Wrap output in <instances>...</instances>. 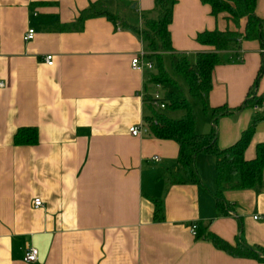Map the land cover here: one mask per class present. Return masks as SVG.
<instances>
[{
    "label": "crops",
    "instance_id": "0c3cea01",
    "mask_svg": "<svg viewBox=\"0 0 264 264\" xmlns=\"http://www.w3.org/2000/svg\"><path fill=\"white\" fill-rule=\"evenodd\" d=\"M97 1L113 0H0V264H264L190 233L191 225L206 227L232 245L238 237L264 250V169L259 185L222 192L227 215L215 206L213 155H195L196 178L172 181L182 173L178 145L128 132L151 109L143 95L153 91V69L130 67L142 49L139 36L105 17L68 27ZM121 1L131 16L153 7V0ZM254 13L264 18V0L255 1ZM244 25V18L234 26L223 14L212 16L201 0H175L170 44L192 64L198 52L213 50L195 41L198 32H242ZM29 28L33 37L24 41ZM239 54L241 61L213 67L206 100L235 108L262 96L258 106L215 122L217 146L225 148L255 112L262 116L243 151L249 160L264 142V23L262 43L242 40ZM203 115L195 128L208 133L211 116ZM28 127L36 141L15 144V132ZM34 198L42 206L33 207ZM155 200L161 219L154 218ZM26 246L36 248L37 262L23 261Z\"/></svg>",
    "mask_w": 264,
    "mask_h": 264
},
{
    "label": "trees",
    "instance_id": "16d2710c",
    "mask_svg": "<svg viewBox=\"0 0 264 264\" xmlns=\"http://www.w3.org/2000/svg\"><path fill=\"white\" fill-rule=\"evenodd\" d=\"M256 0H201L210 8L212 16L223 14V17L234 26L241 18L245 19L242 32L235 29L204 30L198 32L195 41L201 45L213 47L211 51L198 52L194 63L190 64L185 56L172 49L168 25L171 21V11L175 0H153V7L149 11L131 16L125 2L113 0L110 2L97 1L90 4L79 13L75 22L68 27L78 29L83 20L91 17H105L112 22L119 21L122 26L139 36L145 57L153 64L155 72L149 73L148 83H157L162 89V110L150 109L149 115L144 117L147 135L173 140L178 145L177 162L182 173L173 176L172 181H182L185 177L194 179L193 160L198 153H207L215 157V206L218 213L227 215V204L223 199L224 190H239L253 188L262 181L264 169V142L255 147V156L244 159L243 151L253 132L255 124L262 118L257 112L251 117L247 127L240 137L230 146L219 148L216 143L215 122L219 117L228 116L245 107L258 106L261 97L245 98L237 107L228 108L225 105L209 107L207 93L211 88V71L214 66L223 63H234L239 54V44L242 40H257L262 43V25L264 18L254 13ZM126 7V8H125ZM126 11V12H125ZM130 12V13H129ZM130 14V15H129ZM167 55L171 72L184 82L182 84L163 67V56ZM263 69V59L257 70L256 83ZM193 100L200 104L203 112L211 116V130L208 133H199L195 128V113L190 103ZM261 106V105H260ZM178 116H172L178 112ZM36 141V131L33 127L19 128L13 135L15 144H27ZM154 218H162V204L154 201ZM239 230H240V226ZM206 227L195 236L208 238L217 248L231 256H242L264 261V250L257 246H249L240 238L235 244H230L214 234L207 233Z\"/></svg>",
    "mask_w": 264,
    "mask_h": 264
},
{
    "label": "built area",
    "instance_id": "2783aa9c",
    "mask_svg": "<svg viewBox=\"0 0 264 264\" xmlns=\"http://www.w3.org/2000/svg\"><path fill=\"white\" fill-rule=\"evenodd\" d=\"M33 29L29 28L26 30V32L23 35V40H30L33 37ZM145 51L142 48L137 54L132 56L130 59V67L133 70H146V71H151L153 69V64L152 62L145 57ZM242 60V55L238 54L235 57V61L239 62ZM44 62L47 65L52 64V56L45 55L44 56ZM3 85L2 81H0V87ZM162 89L159 84L154 83L153 84V91L150 93H147L143 95V99L147 102V104L155 109V110H162L164 108V102L162 101ZM261 109L264 110V103L261 104L260 106ZM128 132L132 136H144L147 134V127L145 121L141 122L140 124L136 125H131L128 127ZM152 159L157 160L156 156H153ZM32 205L33 207L37 208L42 206V201L40 198H34L32 200ZM255 218V216L253 217ZM190 233L192 235H196V230L195 226L191 225L190 226ZM37 250L36 248L32 246H26L23 252V261L26 263H35L37 262Z\"/></svg>",
    "mask_w": 264,
    "mask_h": 264
},
{
    "label": "rangeland",
    "instance_id": "374dc122",
    "mask_svg": "<svg viewBox=\"0 0 264 264\" xmlns=\"http://www.w3.org/2000/svg\"><path fill=\"white\" fill-rule=\"evenodd\" d=\"M162 61H163L164 69L167 70L169 73H171L173 75V77L175 79H177L182 84V82H181L180 78L177 76V74H174V73L171 72V69H170V66H169V59H168L167 55L163 56V60ZM235 63H237V62H235ZM153 72H155V69H153ZM183 86H184V84H183ZM190 103H191L192 108L194 110V113H195L197 121H201L202 119L204 120V118L206 116L203 115V112L201 111L200 104L195 102V101H193V100H190ZM170 115L178 116L179 115V111L178 112H173L172 114L170 113Z\"/></svg>",
    "mask_w": 264,
    "mask_h": 264
},
{
    "label": "water",
    "instance_id": "95a60500",
    "mask_svg": "<svg viewBox=\"0 0 264 264\" xmlns=\"http://www.w3.org/2000/svg\"><path fill=\"white\" fill-rule=\"evenodd\" d=\"M133 7V6H132Z\"/></svg>",
    "mask_w": 264,
    "mask_h": 264
}]
</instances>
